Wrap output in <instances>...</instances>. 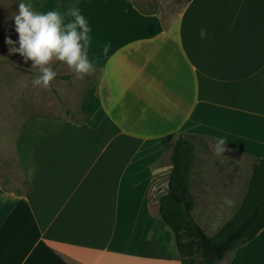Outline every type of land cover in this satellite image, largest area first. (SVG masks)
<instances>
[{"label":"crops","instance_id":"1","mask_svg":"<svg viewBox=\"0 0 264 264\" xmlns=\"http://www.w3.org/2000/svg\"><path fill=\"white\" fill-rule=\"evenodd\" d=\"M73 2L97 70L78 101L89 120L20 126L29 189L0 186V264H181L158 214L171 169L159 160L178 134L192 142L189 192L206 233L238 210L264 158V0H188L168 18L134 0ZM222 261L264 264V228Z\"/></svg>","mask_w":264,"mask_h":264},{"label":"rangeland","instance_id":"2","mask_svg":"<svg viewBox=\"0 0 264 264\" xmlns=\"http://www.w3.org/2000/svg\"><path fill=\"white\" fill-rule=\"evenodd\" d=\"M30 1L32 9L41 13L57 10L64 15L75 6L73 0H22L25 4H29ZM187 1L134 0V3L142 10L153 9L162 17L168 18L178 13ZM19 2L21 0H0V186L9 193L26 194L28 191L26 177L14 150V139L20 126L26 119L35 116L66 117L76 122H87L89 118L79 111L78 101L84 87L96 80L97 70L94 69L92 75L78 79L65 63L55 61L50 66L57 75L70 77L66 80L55 78L50 89L33 86L32 81L39 76V70L32 67L31 61L25 62L18 53L9 54V45L5 43L8 38L14 42L18 41L13 17L18 13ZM67 19L71 18L66 17ZM14 46L19 47L18 43ZM171 152L172 148H165L159 160L160 164H170ZM236 206L237 209L239 204ZM234 211L217 227L227 221ZM210 226L211 224L206 225V231L212 236L218 228ZM217 264L226 262L221 261Z\"/></svg>","mask_w":264,"mask_h":264},{"label":"trees","instance_id":"3","mask_svg":"<svg viewBox=\"0 0 264 264\" xmlns=\"http://www.w3.org/2000/svg\"><path fill=\"white\" fill-rule=\"evenodd\" d=\"M69 77L56 75L55 78ZM193 159L192 142L185 134H178L172 145L166 189L158 200V214L173 235L181 264H217L264 228V158L254 162L238 210L212 236L193 216L194 201L189 192Z\"/></svg>","mask_w":264,"mask_h":264},{"label":"clouds","instance_id":"4","mask_svg":"<svg viewBox=\"0 0 264 264\" xmlns=\"http://www.w3.org/2000/svg\"><path fill=\"white\" fill-rule=\"evenodd\" d=\"M66 17L71 19L66 20ZM13 20L18 41L8 38L5 43L9 45V54L18 53L25 62L31 61L32 67L39 70L40 75L33 79V86L51 88L57 73L50 65L55 61L65 63L78 79L94 73L87 55L91 29L77 6L70 8L64 15L57 10L41 13L21 0ZM199 35L201 39L206 38V30L201 29ZM16 43L19 47L14 46ZM109 47L105 45V54ZM225 144L224 138L217 139L213 146L217 156L227 150ZM224 203L229 207L234 205L228 198L224 199Z\"/></svg>","mask_w":264,"mask_h":264}]
</instances>
